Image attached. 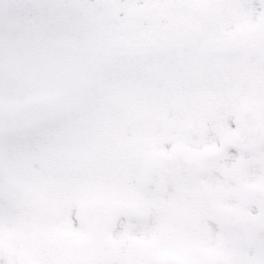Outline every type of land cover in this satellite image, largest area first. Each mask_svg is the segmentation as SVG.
Returning a JSON list of instances; mask_svg holds the SVG:
<instances>
[{
  "label": "flooded vegetation",
  "instance_id": "obj_1",
  "mask_svg": "<svg viewBox=\"0 0 264 264\" xmlns=\"http://www.w3.org/2000/svg\"><path fill=\"white\" fill-rule=\"evenodd\" d=\"M77 3L74 0L72 5ZM240 3L248 29L238 25L243 17L237 18L235 6ZM144 4L157 6V14L130 18L150 21L168 15L176 29L171 31L175 41L168 43V52L182 54L178 66L192 79L187 86L190 95L181 101L187 106L181 113L185 125L176 130L175 121H169L170 135L186 131L189 138H219V152L202 177L172 178L161 192H155L152 226L136 225L146 222L145 215L132 218L122 213L106 242L95 243L89 241L93 210L83 208L110 200L109 195L95 193V178L90 175L94 151L85 159L73 148L48 145L38 131H26L28 135L21 136L27 139H22L16 136L22 130H0L1 152L18 146L17 142L29 144L23 147L27 161L18 162L22 159L16 157V162H4L0 156V264L85 263L87 256L96 254L95 248L102 252L97 264H160L167 256L186 264L222 258L231 264H264L260 259L264 256V206L260 201L264 198V0H90L82 10H113L115 19L119 10L126 9L128 15L127 10ZM99 18L106 20L103 13ZM119 37L132 44L152 39L146 32L140 39ZM152 40L166 45L158 37ZM115 41L112 45L119 54L138 55L119 50ZM225 139H232L231 147L227 142L228 149L223 150ZM81 164H86L79 172L84 176L66 171ZM214 206L240 210L259 220L261 226L249 246L235 244L229 231L208 221ZM98 222L96 236L101 240ZM242 222L243 232L253 231L246 219L238 220ZM37 225L43 233L35 232ZM149 228L152 240L139 241ZM74 241L87 243L75 246L78 258L71 262L68 244ZM90 242L93 247L86 246ZM163 262L174 264L170 259Z\"/></svg>",
  "mask_w": 264,
  "mask_h": 264
},
{
  "label": "rangeland",
  "instance_id": "obj_2",
  "mask_svg": "<svg viewBox=\"0 0 264 264\" xmlns=\"http://www.w3.org/2000/svg\"><path fill=\"white\" fill-rule=\"evenodd\" d=\"M73 1L0 0V120L20 117L12 130L24 132L16 136L38 131L48 145L73 148L85 159L93 150L96 195L139 206V214H146L144 226H152L155 193L141 184L146 163L163 152L204 147L219 138L193 139L186 131L170 135L169 121L176 130L185 125L178 113L186 110L181 101L190 95L192 79L178 67L182 54L168 52L176 30L168 15L136 21L125 9L113 19V10H82L90 0L74 6ZM242 8L235 6L237 18L243 17L238 25L248 29ZM142 32L162 39L164 50L130 56L112 45L119 35L140 39ZM17 145L0 148L4 162L27 161L23 147L29 144ZM36 231L43 228L37 225ZM151 232L145 229L139 241L150 242Z\"/></svg>",
  "mask_w": 264,
  "mask_h": 264
},
{
  "label": "water",
  "instance_id": "obj_3",
  "mask_svg": "<svg viewBox=\"0 0 264 264\" xmlns=\"http://www.w3.org/2000/svg\"><path fill=\"white\" fill-rule=\"evenodd\" d=\"M152 10L154 9H151L149 6H143L139 8L137 11H134L132 14L137 16L145 15V14H150ZM120 47L122 49H126L131 52L140 50L139 46H131L128 44H124L123 42L120 43ZM210 159H211V155L209 153L199 157H192L182 151H177L171 156L160 157L158 159L152 160L146 166L143 175V183L149 187H158V186L160 187L163 185L165 179L170 176H176L182 173H187L193 176H197L196 174L200 175L204 172L206 163ZM69 170H70L69 172L71 171L77 172L76 169H69ZM91 206L95 210L93 218L95 220H98L99 217H104L106 230H108L111 227L115 219V216L117 215V208L109 207V206H101L99 204H94ZM125 210L128 213L131 212L130 214H134L136 212V209L133 206H127ZM214 216L217 220H219V222L225 228H227L234 234H237L239 232L238 229L236 228V224H235L236 222L234 220L235 213L227 210L216 209L214 211ZM160 264H165V263L161 261ZM174 264H185V263L175 260ZM207 264H228V263L224 261H211L208 262Z\"/></svg>",
  "mask_w": 264,
  "mask_h": 264
}]
</instances>
